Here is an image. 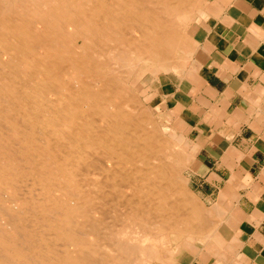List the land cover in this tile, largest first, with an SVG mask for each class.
I'll return each mask as SVG.
<instances>
[{"label": "bare ground", "instance_id": "1", "mask_svg": "<svg viewBox=\"0 0 264 264\" xmlns=\"http://www.w3.org/2000/svg\"><path fill=\"white\" fill-rule=\"evenodd\" d=\"M187 6L0 0V264H148L214 228L129 88L180 69Z\"/></svg>", "mask_w": 264, "mask_h": 264}, {"label": "crops", "instance_id": "2", "mask_svg": "<svg viewBox=\"0 0 264 264\" xmlns=\"http://www.w3.org/2000/svg\"><path fill=\"white\" fill-rule=\"evenodd\" d=\"M187 5L188 65L148 91L183 131L190 186L214 223L182 264H264V0Z\"/></svg>", "mask_w": 264, "mask_h": 264}, {"label": "rangeland", "instance_id": "3", "mask_svg": "<svg viewBox=\"0 0 264 264\" xmlns=\"http://www.w3.org/2000/svg\"><path fill=\"white\" fill-rule=\"evenodd\" d=\"M187 23V21H186ZM182 25V32L184 34L185 39L187 38V35L184 32V26ZM188 53L186 52L184 59H182L181 67H187L189 60L187 59ZM185 61V62H184ZM146 70V69H145ZM180 69H167V70H147L146 74L142 77H135L137 81L132 84L129 88L132 90L133 93L137 94L136 98L138 100L139 106L144 110L145 112L154 120L156 121V125L159 127L160 133L162 136H164L167 141L170 143V150L169 153L176 154V155H183L184 158V164L181 166V169L179 171V181L181 182L180 185H182V190L184 189V195L185 197L188 196V198L192 197L193 200H196L200 207L204 209L203 204L201 203L199 197L197 194H195L194 190L191 188L189 183V178L186 174V168L191 160V156L188 155V143L183 138V131L181 128L174 123L172 120V115L168 112H165L161 110L160 108H154L149 105V96L148 91L150 89V86H157L159 83L166 82L169 79H175V76L171 75H160L161 72H177ZM151 72H156V75H150ZM136 90V91H135ZM181 153V154H180ZM186 157V159H185ZM186 162V163H185ZM185 197H182L183 199ZM157 233V232H156ZM157 234H154L153 244H154V250L156 252V255H151L150 258L147 259L148 264H182L186 262L189 255L192 254V251L189 253L187 251H184L185 249H188V247H195L197 245L196 239H190L189 241H185L183 244L182 242H178L175 238L168 236L165 239L159 240ZM158 238V239H157ZM176 240V241H175ZM184 240V239H183ZM182 240V241H183ZM161 241V242H160ZM159 243V244H158ZM162 245V246H161ZM186 245V246H185ZM158 249V250H157ZM191 249V248H190ZM173 250V251H172ZM158 251L160 252L159 254ZM160 255V257H159ZM188 255V256H187ZM154 257V258H153ZM160 260V261H159ZM150 261V262H149ZM162 261V262H161Z\"/></svg>", "mask_w": 264, "mask_h": 264}]
</instances>
